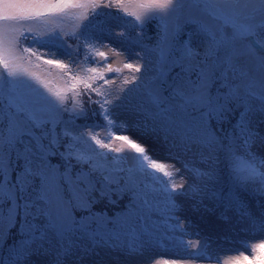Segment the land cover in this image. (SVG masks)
I'll use <instances>...</instances> for the list:
<instances>
[{
    "label": "snow or ice",
    "instance_id": "1",
    "mask_svg": "<svg viewBox=\"0 0 264 264\" xmlns=\"http://www.w3.org/2000/svg\"><path fill=\"white\" fill-rule=\"evenodd\" d=\"M233 231L264 233V0H0V264H264Z\"/></svg>",
    "mask_w": 264,
    "mask_h": 264
},
{
    "label": "rangeland",
    "instance_id": "2",
    "mask_svg": "<svg viewBox=\"0 0 264 264\" xmlns=\"http://www.w3.org/2000/svg\"><path fill=\"white\" fill-rule=\"evenodd\" d=\"M60 23L65 27L66 30H71V26L73 24L72 20H64L60 21ZM117 66L116 64L113 65ZM30 71H35L38 74L45 73L47 71L46 66L41 68L32 67L29 69ZM126 70H124L125 72ZM55 81L53 84L55 85ZM193 224L198 225L205 235H212L215 237V233L212 232L210 228L207 227L204 220L200 219L199 213H187ZM208 219V218H206ZM212 220H215V217H211ZM264 240V233H256V232H245V231H233L229 233L227 237V241L220 242L218 244H213V250L217 255H219L221 261L225 259H229L230 257H235L239 254L240 251H244L245 254H249L251 250V244L255 242H259ZM247 244V248L243 247V245ZM171 253L164 251L162 248H155L149 254L148 258L156 257L160 260V264H164V260L170 258ZM242 264H247L246 261L242 260ZM201 264H208L207 261H202ZM214 264V262H213ZM230 264H234V260H230Z\"/></svg>",
    "mask_w": 264,
    "mask_h": 264
},
{
    "label": "trees",
    "instance_id": "3",
    "mask_svg": "<svg viewBox=\"0 0 264 264\" xmlns=\"http://www.w3.org/2000/svg\"><path fill=\"white\" fill-rule=\"evenodd\" d=\"M149 34H151V26L149 27ZM128 73V70L125 71V74ZM117 83H119V81H117Z\"/></svg>",
    "mask_w": 264,
    "mask_h": 264
}]
</instances>
